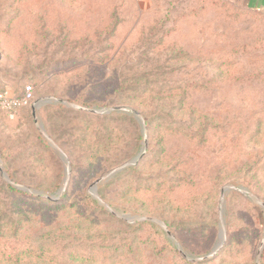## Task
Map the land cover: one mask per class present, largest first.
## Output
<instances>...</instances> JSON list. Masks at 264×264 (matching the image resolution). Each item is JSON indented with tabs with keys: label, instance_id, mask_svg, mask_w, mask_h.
I'll use <instances>...</instances> for the list:
<instances>
[{
	"label": "rangeland",
	"instance_id": "obj_1",
	"mask_svg": "<svg viewBox=\"0 0 264 264\" xmlns=\"http://www.w3.org/2000/svg\"><path fill=\"white\" fill-rule=\"evenodd\" d=\"M26 84L0 113V264H264V11L0 0V87Z\"/></svg>",
	"mask_w": 264,
	"mask_h": 264
},
{
	"label": "built area",
	"instance_id": "obj_2",
	"mask_svg": "<svg viewBox=\"0 0 264 264\" xmlns=\"http://www.w3.org/2000/svg\"><path fill=\"white\" fill-rule=\"evenodd\" d=\"M33 100V86L26 84L18 94L9 87L0 89V113L7 118L13 119L22 108L30 106Z\"/></svg>",
	"mask_w": 264,
	"mask_h": 264
},
{
	"label": "water",
	"instance_id": "obj_3",
	"mask_svg": "<svg viewBox=\"0 0 264 264\" xmlns=\"http://www.w3.org/2000/svg\"><path fill=\"white\" fill-rule=\"evenodd\" d=\"M38 106V104L36 105V106H33L32 107V115L33 116H35V108ZM93 111V110H92ZM109 110L108 109H106V112H108ZM142 154H143V152L141 153V154H139L137 157H135V158H133L132 160H130L129 162H128V164L129 165H134V164H136L137 163V161L142 157ZM60 155L62 156V153L60 152ZM122 167L123 166H119L117 169H114V170H112L111 172H109L108 174H106L104 177H102V178H99V179H97L93 184H92V190L94 191V189H95V186H96V184L99 182V181H101L103 178H108V177H110L114 172H116V171H118V170H120V169H122ZM22 189H24L25 190V188H22ZM224 191V190H223ZM224 231H223V229H221L220 230V233H219V240H218V242L215 244V246L212 248V251H211V253L210 254H213V253H215L221 246H222V243L224 242Z\"/></svg>",
	"mask_w": 264,
	"mask_h": 264
},
{
	"label": "crops",
	"instance_id": "obj_4",
	"mask_svg": "<svg viewBox=\"0 0 264 264\" xmlns=\"http://www.w3.org/2000/svg\"><path fill=\"white\" fill-rule=\"evenodd\" d=\"M247 5L255 7L257 10L264 11V0H244Z\"/></svg>",
	"mask_w": 264,
	"mask_h": 264
},
{
	"label": "trees",
	"instance_id": "obj_5",
	"mask_svg": "<svg viewBox=\"0 0 264 264\" xmlns=\"http://www.w3.org/2000/svg\"><path fill=\"white\" fill-rule=\"evenodd\" d=\"M3 87H0V89H2ZM13 90V92L15 93V94H18L20 91H16V90H14V89H12ZM216 244V243H215ZM215 246V245H214ZM213 246V247H214Z\"/></svg>",
	"mask_w": 264,
	"mask_h": 264
}]
</instances>
